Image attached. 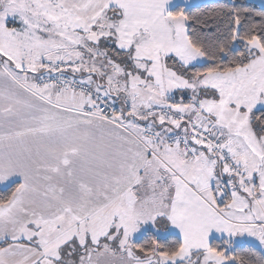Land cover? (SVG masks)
Wrapping results in <instances>:
<instances>
[{"label": "snow or ice", "instance_id": "1", "mask_svg": "<svg viewBox=\"0 0 264 264\" xmlns=\"http://www.w3.org/2000/svg\"><path fill=\"white\" fill-rule=\"evenodd\" d=\"M0 264H264V0H0Z\"/></svg>", "mask_w": 264, "mask_h": 264}, {"label": "crops", "instance_id": "2", "mask_svg": "<svg viewBox=\"0 0 264 264\" xmlns=\"http://www.w3.org/2000/svg\"><path fill=\"white\" fill-rule=\"evenodd\" d=\"M249 1L256 4V5H260V3H261V0H249ZM191 2L200 4V3H207V2H209V0H191Z\"/></svg>", "mask_w": 264, "mask_h": 264}, {"label": "trees", "instance_id": "3", "mask_svg": "<svg viewBox=\"0 0 264 264\" xmlns=\"http://www.w3.org/2000/svg\"><path fill=\"white\" fill-rule=\"evenodd\" d=\"M250 2V1H249ZM250 3H252V2H250ZM254 4V3H253ZM256 5V4H255ZM257 7H259V5H256ZM194 11H195V9H193Z\"/></svg>", "mask_w": 264, "mask_h": 264}]
</instances>
